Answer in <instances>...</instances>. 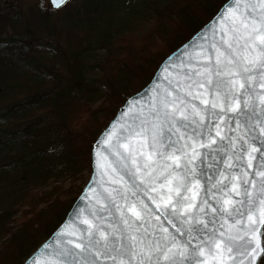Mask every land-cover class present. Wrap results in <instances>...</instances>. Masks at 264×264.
Here are the masks:
<instances>
[{
    "label": "snow or ice",
    "instance_id": "6c2138e0",
    "mask_svg": "<svg viewBox=\"0 0 264 264\" xmlns=\"http://www.w3.org/2000/svg\"><path fill=\"white\" fill-rule=\"evenodd\" d=\"M50 2L61 9L67 0ZM257 87L264 90V0H230L164 62L153 84L131 97L96 141L94 178L87 189L94 195L84 197L89 201L87 211L78 202L55 245H43L31 264L109 260L112 264H161L162 260L208 264L209 256L217 264H256L264 254L259 242V227L264 226V160L260 166L253 164L255 153L264 157V91H256ZM205 93L214 97L210 104L203 98ZM197 98L204 108L193 103ZM228 112L236 113L230 119L236 129L243 123L245 132L228 137L225 146L222 126H230L225 120ZM237 139L242 142L238 153ZM197 147L207 152L198 153ZM222 148L226 158L217 160L214 153ZM236 160L241 163L235 164ZM214 163L239 172L217 167L214 174L204 173L213 188L220 185L216 191L222 195L211 202L207 199L211 189H206V198L197 204L201 183L197 171L211 169ZM257 190L260 195L254 198ZM232 194L244 198L237 200ZM113 209L119 214L115 224ZM208 209L214 214L211 218ZM217 215L234 217L233 224L241 225L237 234L231 228L218 230ZM165 222L186 239L179 240Z\"/></svg>",
    "mask_w": 264,
    "mask_h": 264
},
{
    "label": "trees",
    "instance_id": "16d2710c",
    "mask_svg": "<svg viewBox=\"0 0 264 264\" xmlns=\"http://www.w3.org/2000/svg\"><path fill=\"white\" fill-rule=\"evenodd\" d=\"M5 0H0V3ZM81 5L85 0H80ZM227 0H165L160 8L149 9L154 19L153 25L140 39L129 36L120 49L119 59H107V63L124 72L122 86L115 90L107 89V97L98 105L88 100L89 88L82 79L85 68L82 56L83 34L76 33L66 47H59L62 33H56L60 19L53 25L49 17L35 13V23L21 17L24 3L16 7L2 6L0 10V124L10 118L17 132L0 135V211L15 205L17 201L27 200L29 215L39 225L32 236H26L25 244L15 247L19 258L25 259L39 244L46 240L64 220L66 214L80 194L82 186L72 193L73 197L59 200L54 191L42 194L45 197L47 212L37 210L40 193L29 187L35 182L47 180L49 167L44 165L51 156L45 154L47 138L45 132L52 128L62 135L65 145L63 156L73 161L72 169L84 164L90 171V150L100 132L112 120L117 110L133 94L140 91L153 77L160 63L173 51L188 41L201 29ZM18 2H21L20 0ZM79 0H76V5ZM57 21V22H56ZM17 29L9 32L8 30ZM53 31V33H52ZM42 33V34H40ZM54 37L59 39L54 42ZM56 56L49 60L37 59L38 50L54 47ZM59 47V48H58ZM113 63V64H112ZM125 68L128 72H125ZM101 71H103L100 68ZM111 75H107L109 78ZM71 78V79H68ZM55 80L66 81V86L58 87ZM47 85H50L48 88ZM73 97L72 109L67 117L59 113L58 98ZM80 109L77 118L72 115ZM43 126V127H42ZM42 135V136H41ZM41 136V137H40ZM42 151V152H40ZM28 178L21 179L22 173ZM37 178L36 181H33ZM11 199L7 204L4 200ZM2 203V204H1ZM6 205V206H5ZM10 214H0L3 227L0 232L10 236V244L20 235L17 228L9 227ZM38 236V238H36ZM261 264H264V259Z\"/></svg>",
    "mask_w": 264,
    "mask_h": 264
},
{
    "label": "rangeland",
    "instance_id": "374dc122",
    "mask_svg": "<svg viewBox=\"0 0 264 264\" xmlns=\"http://www.w3.org/2000/svg\"><path fill=\"white\" fill-rule=\"evenodd\" d=\"M5 0L0 3V10L2 6L16 7L18 3H24L23 12L21 17L30 20V25H34L35 13L41 14L42 17H49L51 23L60 19L57 24L56 33L61 32V40L59 47H66L68 41L75 37L76 33L83 34V41L79 48L83 47L84 52L82 61L85 65L82 79L87 83L85 88L90 89V93H87L88 100L94 105H98L107 97L108 87H112L117 90L122 86L124 79V72L114 69L113 65L109 67L107 59H119L120 49L125 43V40L134 35V37L140 39L145 35L148 29L153 25L154 19H152V13H150L145 7L149 9L160 8L164 5L165 0H85L82 2L79 0V4L76 5V0H71L62 10L53 12L49 5L48 0ZM57 22V21H56ZM9 32L18 30L9 29ZM53 33V31H52ZM42 34V33H40ZM59 39L54 37L55 45ZM58 47V48H59ZM54 47H45L38 50L37 59L49 60L56 56ZM113 64V63H112ZM100 68L103 70L101 71ZM125 72L128 70L125 68ZM111 75L107 78V75ZM71 79V78H68ZM58 83L59 88L66 86V81L55 80ZM49 88L50 85H47ZM73 97L58 98L59 113L63 117H67L72 109L71 104ZM80 109L76 110L72 115L73 118L78 117ZM43 127V126H42ZM15 123L10 118H5L0 124L1 133L17 132ZM44 138H47V143L43 144L48 149V154L51 159H46L44 165L49 167V172L45 171L48 178L43 183L41 181L35 182L29 189L35 188L42 194H48L54 191L53 195L59 200H64L67 197H73L72 193L77 188L82 186L89 175V171L84 164H79L75 169L71 168L73 161L64 159L63 156L65 145L62 142V135L60 132H56L54 129L49 128L45 133ZM42 136V135H41ZM40 136V137H41ZM42 152V151H40ZM28 178L27 173H22L21 179ZM37 178L33 181H36ZM45 196L40 198L37 210H43L47 212L48 204ZM11 199L4 200L2 203L7 204ZM1 203V204H2ZM27 200L17 201L15 205L3 208L0 214H10L8 218L9 227L15 231L17 228L20 230V235L10 244L11 247L2 249L0 251V264H22V258L18 257L15 251V247H20L25 244L26 236H32L33 230H40L41 224L46 220L39 221V225L32 219V215H29L30 209L27 206ZM47 204V207H45ZM6 206V205H5ZM3 227V221H0V229ZM38 238V236L36 237ZM10 236L0 232V249L5 243L9 242Z\"/></svg>",
    "mask_w": 264,
    "mask_h": 264
},
{
    "label": "water",
    "instance_id": "95a60500",
    "mask_svg": "<svg viewBox=\"0 0 264 264\" xmlns=\"http://www.w3.org/2000/svg\"><path fill=\"white\" fill-rule=\"evenodd\" d=\"M68 1V0H67ZM50 2V1H49ZM230 2V0H228L226 3L223 4V6L219 9V11L216 13V15L207 23L205 24L197 33H195L192 38H190L184 45H182L180 48H178L176 51H174L172 54H170L162 63L161 65L158 67L157 71L155 72L154 76L152 77L151 81L149 82V84L147 86H145L140 92L136 93L135 95H133L132 97L136 96L137 94L143 92L146 88H149L152 84H153V79L154 77L157 75V72L158 70L161 68V66L164 64V62L170 57L172 56L174 53H179L180 50H182L184 48V46L186 44L189 43V41H191L198 33H200L204 28L205 26L209 25L220 13L222 10L225 9V6ZM50 5L51 7L54 9V10H57L54 5L50 2ZM203 91V90H202ZM256 91H264V90H261L257 87ZM131 98V97H130ZM129 98V99H130ZM205 99H208L209 100V104L212 102V100L214 99V97L208 93H205L204 97ZM129 99L123 104V106L118 110V112L116 113L115 117L112 119V121L108 124V126L106 127V129L97 137L96 141L101 137V135L107 130L109 129L110 125H112L113 121H115L117 119V117L119 116L120 114V111L122 108H124L125 104L129 101ZM193 103H195L196 105H198L200 108H204L205 106L204 105H201L200 104V99L197 98L196 100L193 101ZM256 104H257V111H259V104H258V101H256ZM216 111L218 112L219 111V108L216 109ZM250 112V109L248 110ZM236 113H232V112H228L225 116V120L227 122L228 125L230 126H222L223 128V131H222V135H224L226 137V139L223 141V145H228V137H232V138H238L240 135H242L244 132H245V128H244V125L243 123H241V127L239 129H236L235 128V124H234V121H232L230 118L235 116ZM241 121L243 122L244 120V117L241 116L240 117ZM217 141L219 142V137L216 138ZM95 141V143H96ZM94 143V144H95ZM241 141L239 139L236 140V146H235V151L238 153L239 150H240V147H241ZM215 147V146H213ZM245 147H247L245 145ZM230 151L229 150V154H230ZM197 152L200 153V152H207V149H200L199 147H197ZM214 155L216 156V159L217 160H222L223 158H226V153H225V150L222 148L219 152L217 153H214ZM254 155L257 156V160H254L253 161V164L254 166H260L261 164V161L264 160V157H261L260 156V153H255ZM246 157H245V160H244V163L246 164ZM171 163V162H169ZM197 164L200 163L199 160L196 161ZM208 161H205V164H207ZM235 164H239L241 163V161L239 160H236L234 161ZM219 168L220 170L222 171H225L226 173H231V172H239V169L238 168H234V169H226L223 165V163H220V164H213V167L211 169L209 168H204L202 171L201 170H198L197 171V175L199 176L200 178V188L198 189V196H197V200L195 201V203L197 204H201L203 202V200L206 198V189H211L210 192H208L207 194V199H209V201L211 202H215L216 200L220 199V196L222 195V193H217L216 189L220 187V185H217L215 188L212 187V184L210 182L207 181L206 179V175L204 173H207L209 171L213 172V174L215 173V170L216 168ZM253 170H249L250 173H252ZM96 175L98 176L99 175V171L96 172ZM94 178V155H93V147H92V150H91V175H90V178H89V181L88 183L86 184V186L83 188L81 194L78 196V198L76 199V201L74 202V204L72 205L70 211L68 212L66 218L64 219V221L60 224V226L52 233V235L46 240L44 241L37 249L34 253H32L25 261L23 264H31V261L33 259V257H35L37 255V253L39 252V250L41 249V247L43 245H45L46 243H49V244H52V245H55V242L56 240L59 238V230L62 228V227H68L69 224H70V217H71V214L73 213L74 211V208L76 207L77 203L79 202L80 203V207H81V210L82 211H87V209L85 208V205L88 204V200L87 199H84L85 196H88V197H91L94 195V193H91V192H87V189H88V186H89V183L90 181H92ZM107 178H105V181H106ZM189 179H192L191 177H189ZM224 184H227L228 181L225 180L223 182ZM98 187V190L99 191H102V187L99 186V183L97 185ZM112 187H116V188H119V185H112ZM259 188V185L257 186V189ZM166 189H161V192H165ZM142 195V193H141ZM153 196H156V193H152ZM190 195V193H189ZM260 193L259 191L257 190L255 193H254V198L259 196ZM232 198L234 199H243L244 197L243 196H235V194H232ZM144 200L147 204H149V206H151L153 209H155V206L151 204V201H149L147 199V197H144ZM236 207H240V205H236ZM259 208V201H257V209ZM191 211H195V209L191 210ZM208 212H209V218H211L212 215H214L213 213H211V210L208 209ZM256 216L258 218L259 216V212L257 210L256 212ZM118 217H119V214L118 213H115V210L113 209V216H112V223L115 224L118 220ZM235 218L234 217H224V218H221V216L217 215L216 216V224H215V227L220 230L221 228H223V230H228L229 228H231V231H232V234H237V229L241 227V225H238V224H233V220ZM225 220H227V223H225ZM165 226L169 228V231L172 232L173 234L177 235L178 239L183 241L184 239H186V237H180L178 233L175 232V229L172 228L171 225H168L167 222H165ZM239 234H242V233H239ZM259 242H260V246L261 248H264V226H261L259 227ZM125 243H127V240H125ZM206 255H207V252H206ZM264 257V254H261L260 257L257 258V261H256V264H260L261 260L263 259ZM189 259H193L192 257H190ZM199 259H203V257H199ZM237 259L239 260L240 258L237 257ZM106 264H112V262L109 260L106 262ZM161 264H164L163 260L161 261ZM208 264H217V262L215 260H213L211 258V256L208 257ZM227 264H231V262H227Z\"/></svg>",
    "mask_w": 264,
    "mask_h": 264
}]
</instances>
